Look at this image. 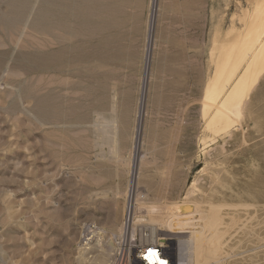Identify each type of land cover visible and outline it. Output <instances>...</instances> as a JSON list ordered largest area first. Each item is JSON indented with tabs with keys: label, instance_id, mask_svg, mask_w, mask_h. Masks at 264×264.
<instances>
[{
	"label": "rangeland",
	"instance_id": "1",
	"mask_svg": "<svg viewBox=\"0 0 264 264\" xmlns=\"http://www.w3.org/2000/svg\"><path fill=\"white\" fill-rule=\"evenodd\" d=\"M245 7L0 0V264L104 261L83 249L98 244L92 231L105 240L119 233L126 195L137 193L127 190L131 171H141L146 194L136 231L150 237L165 208L189 192L198 211L177 230L187 233L159 237L178 254L201 217L219 231L203 230L200 259L182 253L184 263L264 264V72L250 114L233 124L243 136L211 140L200 115L214 33ZM168 186L174 193L164 197Z\"/></svg>",
	"mask_w": 264,
	"mask_h": 264
},
{
	"label": "bare ground",
	"instance_id": "2",
	"mask_svg": "<svg viewBox=\"0 0 264 264\" xmlns=\"http://www.w3.org/2000/svg\"><path fill=\"white\" fill-rule=\"evenodd\" d=\"M245 3L246 7L241 8L239 14H233L231 16L228 28L224 30V28L219 25L213 37V47L211 49L212 72L207 84L204 87L202 105L200 108L201 122L204 127L203 129L210 133L211 140L219 137H225L226 135H229V139L236 137L238 134L241 136L244 135V131L234 133L232 130L233 124L237 123V119L240 116L242 117L244 114H250L248 106L250 104L252 91L255 88L256 83H258L257 81L259 80L260 75L264 72V0H245ZM138 103L140 106L141 98H139ZM139 108L140 107H138L136 113L133 134L134 151H136L137 144H139L138 136L141 130V116L139 115ZM204 141L205 138L200 139V148L202 146L200 152L202 154H204L206 144ZM222 142L225 144L226 141L223 140ZM224 148L225 147L223 146L220 152L221 154L226 152V149ZM210 161H212L211 158ZM131 174L132 177L129 181L130 183L127 190L129 192L131 188H133V190L137 188V193L136 195L134 194L136 197L133 196V198H135L133 201L135 206V210L133 211V234L134 231H136V229H134V225L143 220L139 214L140 211L136 210V206L144 203L146 194L143 191H139L142 187L140 185L144 183L140 178L141 171H139V173L131 171ZM172 193H174V191L168 186V188L164 190L163 195L165 197L171 195ZM129 195L127 194L126 196L130 197ZM162 199L160 198L161 202ZM180 200L181 201L175 203L174 205L172 203L171 207L165 208L164 216L159 223L156 224L153 222L151 236L149 237L147 233L148 241L162 243V241L165 240L169 243L170 247H173L171 239L167 240L163 237H159V235L167 232L187 233L181 231L179 232L177 230H182L184 227H188V225L191 224V219L195 216L193 214L198 211V204L197 201L195 202L190 200L189 192L184 194ZM126 206L127 202L125 207ZM191 206L193 209H191ZM156 210V208L152 207L150 212H154ZM201 218L202 224L199 225V230L194 233L192 232V236L189 240L179 242V250L176 249L178 254L175 250H173V248H171L175 253L177 264H186L182 260V253L188 256L189 262L192 260H198V258L200 259L202 238L204 236L202 232L203 230H208L209 228L212 231H219V227L216 222L208 220L209 218ZM118 229L119 233L117 235H112V237L107 238V240L103 238L104 235L102 236L100 231L90 232L93 235L89 239H95L98 237L97 242L99 245L96 243L92 247H88L87 249L91 248V251L87 254H91L92 251L96 250V253H99L97 255L102 257V253L104 252L106 259L102 262H107V255H110V253L117 248L116 240L123 237L121 225ZM141 231L143 232L144 230ZM212 231L211 233H213ZM157 232H160V234L158 233V235ZM101 239H104L105 241L102 240V243H100ZM86 260H91V257L87 256ZM93 261L95 260L93 259Z\"/></svg>",
	"mask_w": 264,
	"mask_h": 264
},
{
	"label": "built area",
	"instance_id": "3",
	"mask_svg": "<svg viewBox=\"0 0 264 264\" xmlns=\"http://www.w3.org/2000/svg\"><path fill=\"white\" fill-rule=\"evenodd\" d=\"M127 206L125 207L122 219L121 229L123 237L116 240L117 248L107 255V262H96L93 260H80L79 264H177L175 253L171 249L169 243L165 240L162 243L151 242L147 240V232L139 230L134 231L133 228V209L134 204L132 196L126 200ZM83 249L84 254L91 251ZM100 248V247H98ZM104 256L105 253L103 252ZM106 256V255H105Z\"/></svg>",
	"mask_w": 264,
	"mask_h": 264
}]
</instances>
